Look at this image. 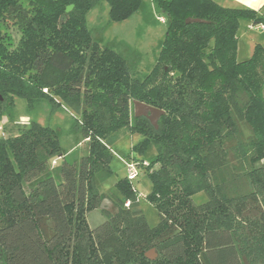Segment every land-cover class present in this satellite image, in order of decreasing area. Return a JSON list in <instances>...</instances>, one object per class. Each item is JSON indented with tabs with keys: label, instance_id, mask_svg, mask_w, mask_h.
I'll use <instances>...</instances> for the list:
<instances>
[{
	"label": "trees",
	"instance_id": "obj_1",
	"mask_svg": "<svg viewBox=\"0 0 264 264\" xmlns=\"http://www.w3.org/2000/svg\"><path fill=\"white\" fill-rule=\"evenodd\" d=\"M99 1L0 0L2 103L21 97L30 109L80 111L74 126L87 141L86 154L68 160L57 131L38 122L0 137V264H264V45L236 59L239 21L264 24V16L214 0H151L166 35L137 79L87 28ZM142 1L106 0L109 20L128 18ZM134 100L164 111L157 128L131 114ZM124 129L142 135L133 145L140 155L155 149L146 198L158 222L148 225L123 177L115 211L101 209L105 220L90 228L85 212L104 198L110 145ZM53 157L62 162L50 168ZM197 192L207 200L194 204Z\"/></svg>",
	"mask_w": 264,
	"mask_h": 264
},
{
	"label": "rangeland",
	"instance_id": "obj_2",
	"mask_svg": "<svg viewBox=\"0 0 264 264\" xmlns=\"http://www.w3.org/2000/svg\"><path fill=\"white\" fill-rule=\"evenodd\" d=\"M159 17L165 18V22L162 23ZM86 25L94 41L102 46L112 48L126 58L130 74L137 79H142L153 67L166 35V16L151 0H143L132 15L121 21H110L108 3L106 0H100L87 12ZM8 33L11 44H15L19 36L18 31L15 27H10ZM237 35L236 59L238 61L248 59L256 44L264 45V28H256L247 19L239 21ZM13 100V106L0 101V137L16 135L24 126L35 121L57 131L59 147L65 159H78L86 154L87 141L82 138L80 130L74 126L75 120L80 119V111L62 105L49 113L46 104L30 109L25 99L14 97ZM130 111L132 114L133 106ZM241 127L244 135L247 136L248 129L243 124ZM141 139L140 133H129L125 129L116 134V140L110 145L112 151L111 174L99 185L100 192L103 193L104 198L109 200V203H105L103 208L97 207L85 212V218L90 228H94L105 220L101 209L111 213L115 211L113 201L116 200L115 195L118 194L115 182L127 176L128 162L133 163L137 170L136 178L131 180L137 191V207L141 210L149 226H154L158 222L157 212L146 198L152 186L147 175V164L155 156V149L149 147L141 155L134 151L133 145ZM59 158H51L48 161L49 167L58 166L62 162V158ZM259 165L264 170V158ZM157 166L156 164L154 168ZM206 200L207 196L204 192H197L192 196L194 204H200Z\"/></svg>",
	"mask_w": 264,
	"mask_h": 264
},
{
	"label": "water",
	"instance_id": "obj_3",
	"mask_svg": "<svg viewBox=\"0 0 264 264\" xmlns=\"http://www.w3.org/2000/svg\"><path fill=\"white\" fill-rule=\"evenodd\" d=\"M72 8V5H69L66 7V11H69ZM186 23H192V22H206L204 19L201 18H192L188 17L185 20ZM3 100V97L0 95V101ZM133 104V115L135 117H145L150 122L151 125H153L155 128H157V120L160 115L164 113L163 110L150 106L146 103L134 100L132 102ZM105 203H109V200L107 198H103L100 202L99 207L103 208ZM155 251L154 249H150L145 253V256L147 258L153 259L155 257Z\"/></svg>",
	"mask_w": 264,
	"mask_h": 264
},
{
	"label": "crops",
	"instance_id": "obj_4",
	"mask_svg": "<svg viewBox=\"0 0 264 264\" xmlns=\"http://www.w3.org/2000/svg\"><path fill=\"white\" fill-rule=\"evenodd\" d=\"M225 7H248L264 16V0H214ZM140 7V6H139Z\"/></svg>",
	"mask_w": 264,
	"mask_h": 264
},
{
	"label": "built area",
	"instance_id": "obj_5",
	"mask_svg": "<svg viewBox=\"0 0 264 264\" xmlns=\"http://www.w3.org/2000/svg\"><path fill=\"white\" fill-rule=\"evenodd\" d=\"M159 20L163 23L165 22V18L163 17H159ZM256 28H259V29H263L264 28V24L263 23H258V24H253ZM137 176V170L135 168V165L131 162H128L127 163V179L128 180H132L134 178H136ZM128 203H126L127 205Z\"/></svg>",
	"mask_w": 264,
	"mask_h": 264
}]
</instances>
